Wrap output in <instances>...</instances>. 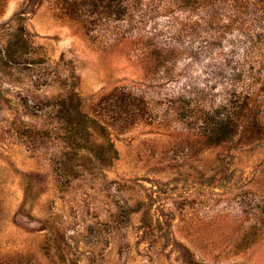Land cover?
<instances>
[{
    "label": "rangeland",
    "instance_id": "1",
    "mask_svg": "<svg viewBox=\"0 0 264 264\" xmlns=\"http://www.w3.org/2000/svg\"><path fill=\"white\" fill-rule=\"evenodd\" d=\"M0 264H264V0H0Z\"/></svg>",
    "mask_w": 264,
    "mask_h": 264
},
{
    "label": "trees",
    "instance_id": "2",
    "mask_svg": "<svg viewBox=\"0 0 264 264\" xmlns=\"http://www.w3.org/2000/svg\"><path fill=\"white\" fill-rule=\"evenodd\" d=\"M226 120H225V118H218V117H216L215 116V119L214 118H212L211 120H210V122H209V125H211V126H216L217 127V129H218V133H219V135H218V139H220L223 135H225V134H227L228 132L226 131V129L224 128L225 126H226ZM215 127V128H216Z\"/></svg>",
    "mask_w": 264,
    "mask_h": 264
}]
</instances>
